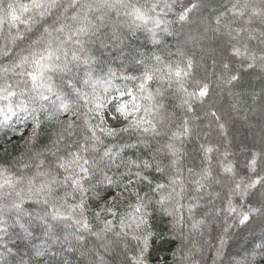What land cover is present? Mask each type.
<instances>
[{
  "label": "clouds",
  "instance_id": "clouds-1",
  "mask_svg": "<svg viewBox=\"0 0 264 264\" xmlns=\"http://www.w3.org/2000/svg\"><path fill=\"white\" fill-rule=\"evenodd\" d=\"M0 264H264V0H0Z\"/></svg>",
  "mask_w": 264,
  "mask_h": 264
},
{
  "label": "snow or ice",
  "instance_id": "snow-or-ice-1",
  "mask_svg": "<svg viewBox=\"0 0 264 264\" xmlns=\"http://www.w3.org/2000/svg\"><path fill=\"white\" fill-rule=\"evenodd\" d=\"M15 18V17H14Z\"/></svg>",
  "mask_w": 264,
  "mask_h": 264
}]
</instances>
